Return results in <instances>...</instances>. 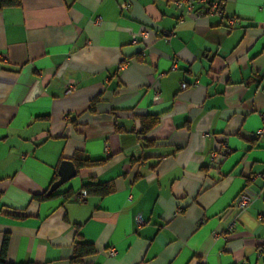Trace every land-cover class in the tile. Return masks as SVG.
Segmentation results:
<instances>
[{"label":"crops","instance_id":"crops-1","mask_svg":"<svg viewBox=\"0 0 264 264\" xmlns=\"http://www.w3.org/2000/svg\"><path fill=\"white\" fill-rule=\"evenodd\" d=\"M174 1L0 10L7 263L70 264L78 233L95 249L83 264H264V141L253 137L264 124V0H221L220 16L198 20H180ZM231 17L241 26L228 28ZM148 116L157 125L141 134ZM75 153L98 164L34 200ZM91 183L113 191L75 201ZM244 189L256 198L232 210Z\"/></svg>","mask_w":264,"mask_h":264},{"label":"built area","instance_id":"built-area-1","mask_svg":"<svg viewBox=\"0 0 264 264\" xmlns=\"http://www.w3.org/2000/svg\"><path fill=\"white\" fill-rule=\"evenodd\" d=\"M174 7L180 13V20L184 17H192L195 20L212 17V16H220L222 12V1L221 0H175ZM226 25L228 28H237L241 26V20L231 17L226 19ZM169 35V34H167ZM147 38V33L145 31L140 32L137 36H132L131 42L133 44H138L143 42ZM4 56H0V62H4ZM123 65V64H121ZM119 64L118 67H121ZM186 84H181V89H186ZM262 120L264 123V115H262ZM253 137L257 140L264 141V124L263 126L257 130ZM225 148L221 150V154H225ZM215 153L211 154V159H214ZM87 197V193L84 190H81L76 196L75 201L83 202ZM256 195L250 189L242 190L237 197L235 198L231 209L237 212L245 211L252 204ZM136 223L138 225L142 224L141 217L138 215L135 218ZM258 220L264 224L263 218L259 216ZM234 222H231L227 229L231 230L233 228ZM107 255L109 257H114L116 255L115 250L113 248H109L107 250Z\"/></svg>","mask_w":264,"mask_h":264},{"label":"trees","instance_id":"trees-1","mask_svg":"<svg viewBox=\"0 0 264 264\" xmlns=\"http://www.w3.org/2000/svg\"><path fill=\"white\" fill-rule=\"evenodd\" d=\"M20 5H21V0H0V10L4 8L19 7ZM95 101L96 100H93L91 102L89 110L93 109V105ZM157 121H158L157 117L155 116H151V117L148 116V117L141 118L140 120L141 128H140L139 133L145 134L146 132L150 131L157 125ZM71 162L74 164L76 169H79L82 167H90V166L98 164L97 162L87 163L85 161H82V157L80 153H75ZM56 180H57V176L55 175L51 185ZM82 190H84L87 193V196L95 195L99 197L107 196L113 191L111 186H108L105 184H93V183L83 186ZM53 194L54 192L48 193V190H47L42 195L34 196L33 199L37 201H42V200H45L51 197ZM64 197L69 198L70 196L64 194ZM72 246H73V250H72V257L69 261L70 264H83V259L85 257L91 256L95 253V249L93 245L90 243L82 242V239L78 233L75 235ZM5 252H6V240L3 241L2 246H1L0 264H11L5 261Z\"/></svg>","mask_w":264,"mask_h":264},{"label":"water","instance_id":"water-1","mask_svg":"<svg viewBox=\"0 0 264 264\" xmlns=\"http://www.w3.org/2000/svg\"><path fill=\"white\" fill-rule=\"evenodd\" d=\"M77 169L74 164L65 160L60 163L57 169V180L49 187L48 193L57 191L61 186L66 184L71 179L75 178Z\"/></svg>","mask_w":264,"mask_h":264}]
</instances>
